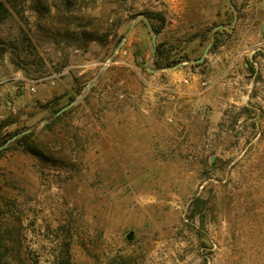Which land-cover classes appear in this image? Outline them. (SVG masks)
<instances>
[{"label":"rangeland","instance_id":"1","mask_svg":"<svg viewBox=\"0 0 264 264\" xmlns=\"http://www.w3.org/2000/svg\"><path fill=\"white\" fill-rule=\"evenodd\" d=\"M0 4V264H264V0Z\"/></svg>","mask_w":264,"mask_h":264},{"label":"crops","instance_id":"2","mask_svg":"<svg viewBox=\"0 0 264 264\" xmlns=\"http://www.w3.org/2000/svg\"><path fill=\"white\" fill-rule=\"evenodd\" d=\"M246 11H248V9ZM241 13H246V14H241L242 16L245 17V19L243 20L242 18L241 20H239L240 23H237L238 25L236 26L237 29H239L241 32L240 40L238 42V48H240L241 50H244L243 51L244 53L242 55H246L248 57L251 55V53L254 52V49H258V46H264V19L260 18V15L257 14L258 12H256V14H254L255 12L253 14H250L249 12H245V10H242ZM252 17H255L257 21L256 22L254 21L255 18L251 19ZM247 18H249V20ZM254 22L258 24L256 27H253ZM150 28L151 26L147 25V30H150ZM132 30L134 33L133 34L134 36L132 37L133 39L132 42L134 43L135 50H137L140 54H142L146 50L147 48L146 45L148 43V45L151 48L150 53H152L156 46V44L154 46L153 40H152L153 31L150 30L151 36L149 37L147 35L148 32L143 30L141 25H138V24H135ZM141 33L143 35L142 37L140 35ZM162 34L163 32H160L157 36L155 35V43H156V40L157 42L160 40ZM137 35L139 36L138 38H136ZM225 55L226 53L224 52L221 53V55L213 54L212 56H209L208 59H211V57H214L215 58L214 63L216 64L217 62H220V57L225 56ZM144 59H145V56H144ZM201 63H203L201 64L203 67L208 66V60L203 59ZM232 67H234V65ZM195 76L196 75L193 74V77L190 80V86L187 88V93L191 94L192 96L198 95V90L196 87L197 77Z\"/></svg>","mask_w":264,"mask_h":264},{"label":"trees","instance_id":"3","mask_svg":"<svg viewBox=\"0 0 264 264\" xmlns=\"http://www.w3.org/2000/svg\"><path fill=\"white\" fill-rule=\"evenodd\" d=\"M1 5V4H0ZM149 16V15H148ZM149 18H152V19H156V16H154V17H149ZM156 20H158L159 21V27L157 28V27H152V29L154 30V32L156 33V34H158L159 33V31H160V29L162 28V25H163V20L162 19H156ZM160 47L161 46H157L156 47V54H155V58H159V57H161L162 56V54H163V52L162 51H159L160 50ZM62 115L63 114H65V112H63V113H61ZM61 116H57L56 118H54L51 122L53 123V122H55L56 120H59V118H60ZM46 126H49V125H47L46 124ZM33 135V131L31 132V133H28V134H25V135H23V136H21V137H19L17 140H15V144H17V143H21L22 141H25V140H28L31 136ZM30 149V151H32V153H34V154H36V150L34 149V148H29Z\"/></svg>","mask_w":264,"mask_h":264},{"label":"water","instance_id":"4","mask_svg":"<svg viewBox=\"0 0 264 264\" xmlns=\"http://www.w3.org/2000/svg\"><path fill=\"white\" fill-rule=\"evenodd\" d=\"M220 27H221V26H218V28H220ZM150 30L152 31L151 28H150ZM152 40H153V44H154V46H155V35H153ZM210 46H211V44H208V46L205 48V50H204V52H203V55H202L199 59L193 61L195 64H199V63H201V62L203 61V59H204L206 53L208 52V49L210 48ZM74 104H75V102H72L71 104H69V105L66 106L65 108H63V109H61L60 111H58V112L56 113V115H60V114L63 113L64 111L68 110V109H69L71 106H73ZM24 133H26V132H24ZM24 133H22V134H24ZM16 138H17V136H14L11 140L7 141L6 144H8L10 141L15 140ZM132 237H133V233H132V232H129V233L127 234V236H126L127 240H131Z\"/></svg>","mask_w":264,"mask_h":264}]
</instances>
